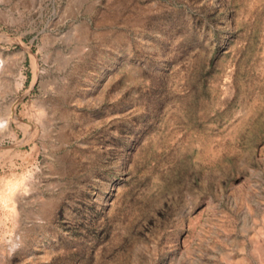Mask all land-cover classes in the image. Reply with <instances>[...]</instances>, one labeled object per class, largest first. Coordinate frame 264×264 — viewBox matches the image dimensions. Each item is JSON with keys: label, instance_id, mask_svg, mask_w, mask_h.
<instances>
[{"label": "rangeland", "instance_id": "rangeland-1", "mask_svg": "<svg viewBox=\"0 0 264 264\" xmlns=\"http://www.w3.org/2000/svg\"><path fill=\"white\" fill-rule=\"evenodd\" d=\"M0 264H264V0H0Z\"/></svg>", "mask_w": 264, "mask_h": 264}, {"label": "bare ground", "instance_id": "bare-ground-1", "mask_svg": "<svg viewBox=\"0 0 264 264\" xmlns=\"http://www.w3.org/2000/svg\"><path fill=\"white\" fill-rule=\"evenodd\" d=\"M15 119V105H12L6 112L5 126L9 127L12 120Z\"/></svg>", "mask_w": 264, "mask_h": 264}]
</instances>
